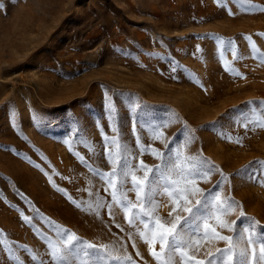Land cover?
<instances>
[{"label":"rangeland","instance_id":"374dc122","mask_svg":"<svg viewBox=\"0 0 264 264\" xmlns=\"http://www.w3.org/2000/svg\"><path fill=\"white\" fill-rule=\"evenodd\" d=\"M248 4L264 7V0H225L224 6L216 0H0L4 237L27 246L38 259L46 258L43 237H54L52 229L58 225L83 240L116 245L135 264H155L120 208L113 206L111 217L106 208L99 216L89 214L49 183L51 176L76 201L95 200L85 188L111 200L95 170L111 171L104 137L110 141L116 135L109 127L113 115L135 157H129L133 165L141 159L150 166L158 162L150 154L140 155L137 136L142 145L164 150L163 143L150 139L145 121L168 122L162 131L165 141L172 140L170 148L193 137L185 153H202L219 169L199 187L207 190L220 183L222 196H230L248 217L264 225V184L254 171L258 165L244 167L264 161V128L246 129L234 120L248 111L246 102L258 106L264 101V63L253 58L245 39L251 37L264 53V11ZM230 40L244 57L232 63L243 78L226 72L220 61L221 53L233 61L227 50ZM109 104H114V112ZM127 196L135 200L134 192ZM159 199L158 214L167 218V198ZM21 212L32 218L30 224L21 219ZM208 247L201 248L197 258ZM17 258L33 264L21 247L12 255L0 249V264H16Z\"/></svg>","mask_w":264,"mask_h":264},{"label":"snow or ice","instance_id":"6c2138e0","mask_svg":"<svg viewBox=\"0 0 264 264\" xmlns=\"http://www.w3.org/2000/svg\"><path fill=\"white\" fill-rule=\"evenodd\" d=\"M216 2L220 6L225 4V0ZM237 2L246 4L247 0ZM248 7L264 11V7L251 4H248ZM245 39L250 41L253 58L264 63V53L251 42V37ZM227 50L232 52L233 61L225 60L221 53L220 61L224 70L243 78V74L232 66L233 62L244 58L238 53L234 41L227 42ZM176 67L174 65L172 70L176 71ZM246 103L250 106L248 111L235 117V122L246 129L249 125H254L253 130L264 128V101L258 102V106L252 101ZM108 108L110 113L114 112V104H109ZM145 123L151 132L150 139L163 143L164 150L142 145L140 137L137 136L136 145L140 149V155L150 154L158 162L150 166L141 159L138 164L133 165L129 157L133 159L135 157L129 153L119 127L115 124V117L112 116L109 127L116 135L110 141L107 136L104 137V152L111 171L102 173L98 169L95 170V175L104 182V192L111 197L110 201L102 200L98 192L92 193L89 188L83 191L88 192L89 196H95V200L76 201L64 189L57 187L51 176L48 177L49 183H52L53 187L62 192L77 208L89 214L99 216L100 210L106 208L111 217L113 206L120 208L128 225L136 228L139 238L147 245L155 264H264V225L248 217L243 207L230 196H222L220 183L207 190L199 187L200 181L207 183L211 174L219 169L204 158L202 153H185L193 137L189 136L183 143L170 148L172 140L165 141L162 131L168 126V122L153 124L145 121ZM223 135L224 138L231 140L230 135L226 133ZM235 142L239 143L240 139L237 138ZM64 143L68 144L69 141L65 140ZM69 150L71 151V145ZM89 150H92L90 146ZM74 154L80 163L87 165L84 157L78 153ZM254 165H258L254 171L260 173L261 183L264 184V161L250 162L244 167L248 169ZM53 175L57 173L53 171ZM220 175L222 180L228 179L222 172ZM248 179L254 180L257 177L249 175ZM128 192H134V201L128 198ZM160 197L167 198V204L164 206L171 209L167 218L158 214L161 206ZM233 214L236 216L235 219H227ZM21 219L30 224L32 218L24 216L21 212ZM48 224L53 226L54 222L48 221ZM139 224L143 225V230L139 228ZM52 230L54 237H43L46 258L38 259L37 254L31 253L27 246L15 245L6 239L2 232L0 249L12 255L16 247H21L25 253H29L33 264H135L132 257L122 255L116 245L83 240L74 232L58 225ZM131 235L129 233L130 239ZM220 242H223L224 247H215L213 250L212 246ZM205 245L209 247L204 251L202 258H197V254ZM133 247L135 248V244ZM136 254L140 255L138 251ZM16 264L24 262L17 258Z\"/></svg>","mask_w":264,"mask_h":264}]
</instances>
